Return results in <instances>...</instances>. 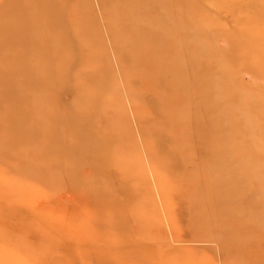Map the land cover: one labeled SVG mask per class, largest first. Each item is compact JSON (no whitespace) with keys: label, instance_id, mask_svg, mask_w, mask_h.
<instances>
[{"label":"rangeland","instance_id":"374dc122","mask_svg":"<svg viewBox=\"0 0 264 264\" xmlns=\"http://www.w3.org/2000/svg\"><path fill=\"white\" fill-rule=\"evenodd\" d=\"M0 264H264V0H0Z\"/></svg>","mask_w":264,"mask_h":264}]
</instances>
